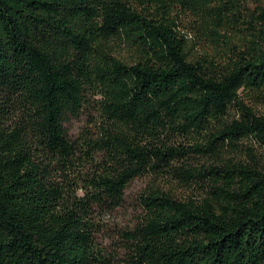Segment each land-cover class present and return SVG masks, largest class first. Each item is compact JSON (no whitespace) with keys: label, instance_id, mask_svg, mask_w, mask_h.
<instances>
[{"label":"trees","instance_id":"1","mask_svg":"<svg viewBox=\"0 0 264 264\" xmlns=\"http://www.w3.org/2000/svg\"><path fill=\"white\" fill-rule=\"evenodd\" d=\"M259 108L264 0H0V264H117L145 177L127 263L264 264Z\"/></svg>","mask_w":264,"mask_h":264},{"label":"rangeland","instance_id":"2","mask_svg":"<svg viewBox=\"0 0 264 264\" xmlns=\"http://www.w3.org/2000/svg\"><path fill=\"white\" fill-rule=\"evenodd\" d=\"M192 37L193 31H190ZM122 53V51H121ZM260 113H264V108H259ZM89 124V116L84 114L80 118H70L66 123V128L71 137L77 136L82 128ZM149 177L133 181L126 191L123 205L116 209L111 216L106 219V232L100 236L99 243L106 248L108 254L116 252L117 264H129L125 260L120 241L119 231L133 227L136 224L137 217L140 214L138 207V196L148 185Z\"/></svg>","mask_w":264,"mask_h":264}]
</instances>
